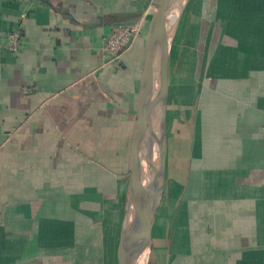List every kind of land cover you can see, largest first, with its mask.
<instances>
[{
  "label": "crops",
  "instance_id": "0c3cea01",
  "mask_svg": "<svg viewBox=\"0 0 264 264\" xmlns=\"http://www.w3.org/2000/svg\"><path fill=\"white\" fill-rule=\"evenodd\" d=\"M157 1L0 0V264H117ZM173 27L148 264H264V0H189Z\"/></svg>",
  "mask_w": 264,
  "mask_h": 264
},
{
  "label": "water",
  "instance_id": "95a60500",
  "mask_svg": "<svg viewBox=\"0 0 264 264\" xmlns=\"http://www.w3.org/2000/svg\"><path fill=\"white\" fill-rule=\"evenodd\" d=\"M174 1L158 0L146 27L137 117L128 161L125 216L117 249V264H148L149 261L151 232L165 180L167 22ZM155 69L159 86L157 96L153 97L152 74ZM151 149H154V156L150 155Z\"/></svg>",
  "mask_w": 264,
  "mask_h": 264
},
{
  "label": "built area",
  "instance_id": "2783aa9c",
  "mask_svg": "<svg viewBox=\"0 0 264 264\" xmlns=\"http://www.w3.org/2000/svg\"><path fill=\"white\" fill-rule=\"evenodd\" d=\"M142 22L133 24L115 23L110 31L103 36V51L109 61L118 59L121 53L126 50L132 41L139 35ZM19 45V33L11 32L7 36L6 48L10 51H16Z\"/></svg>",
  "mask_w": 264,
  "mask_h": 264
},
{
  "label": "bare ground",
  "instance_id": "6f19581e",
  "mask_svg": "<svg viewBox=\"0 0 264 264\" xmlns=\"http://www.w3.org/2000/svg\"><path fill=\"white\" fill-rule=\"evenodd\" d=\"M176 1V3H175V8H174V10L171 12L172 14H170L169 15V18H168V22H167V34H169V33H171V32H169V29H170V31L172 30L171 29V27H172V25H174L175 24V22L177 21V19H178V16H179V9L184 5V2H185V0H175ZM170 27V28H169ZM173 28V27H172ZM157 92V91H156ZM156 96H157V94H156ZM150 155H152V156H154V149H151L150 150ZM145 179L147 180L148 178H147V175H146V177H145Z\"/></svg>",
  "mask_w": 264,
  "mask_h": 264
},
{
  "label": "rangeland",
  "instance_id": "374dc122",
  "mask_svg": "<svg viewBox=\"0 0 264 264\" xmlns=\"http://www.w3.org/2000/svg\"><path fill=\"white\" fill-rule=\"evenodd\" d=\"M175 3H176V1L173 2V5H172V7H171V11H170V12H172V11L174 10V8H175ZM207 3H208V5H211L212 2L209 1V2H207ZM188 5H189V0H185L184 5L179 9V11H180L179 14H180V15H181V13H182L183 11H185V10L187 9V6H188ZM206 5H207V4H206ZM171 14H172V13H171ZM146 27H147V26H146ZM172 27H173V25H172ZM172 27H171V29H172L171 31H170V29H169V32H171V33L168 34V39L171 38V36L173 35L174 27H173V28H172ZM169 28H170V27H169ZM145 33H146V29H145ZM193 40H194V39H193ZM132 44H133V41L131 42L130 46H129L126 50H128V49L131 47ZM126 50H124L123 52H125ZM123 52H122V53H123ZM122 53H121V55H122ZM121 55H120V56H121ZM120 56H119V57H120ZM114 60H116V59H114ZM111 61H113V60H111ZM115 260H116V259H115ZM106 264H111L110 261H109V259H108V261H107ZM113 264H115V261H114Z\"/></svg>",
  "mask_w": 264,
  "mask_h": 264
}]
</instances>
